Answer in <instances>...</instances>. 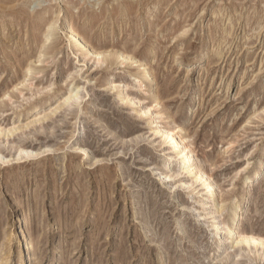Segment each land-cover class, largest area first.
Segmentation results:
<instances>
[{
    "label": "rangeland",
    "instance_id": "rangeland-1",
    "mask_svg": "<svg viewBox=\"0 0 264 264\" xmlns=\"http://www.w3.org/2000/svg\"><path fill=\"white\" fill-rule=\"evenodd\" d=\"M139 62L217 186L200 216L125 102ZM223 204L264 242V0H0V264H264L214 244Z\"/></svg>",
    "mask_w": 264,
    "mask_h": 264
},
{
    "label": "bare ground",
    "instance_id": "bare-ground-1",
    "mask_svg": "<svg viewBox=\"0 0 264 264\" xmlns=\"http://www.w3.org/2000/svg\"><path fill=\"white\" fill-rule=\"evenodd\" d=\"M50 28H52V22L50 23V25L47 26L46 30L49 29L50 31ZM67 32H68L69 38H71L72 41L74 42V40L77 39V33L75 32L73 27L70 25V22L67 25ZM78 44L80 46L82 45L86 46L85 41L82 39H79ZM206 53H207V50H203L201 52L202 54L201 57L202 58L205 57ZM122 58L127 59V61L128 60L132 61V57L122 56ZM195 58H198V57H195ZM136 67L135 68L137 70H136L134 81H135V88H136L135 90H137L139 95L130 98L129 101L128 100L125 101L127 97L126 95L123 94V91L121 90L118 92L116 97H118V99L121 102L125 101L133 105L137 113L136 115H138L142 119L151 118L152 113L155 112V116L153 120L151 121V123L153 124L151 126L152 133L153 135L160 138L162 145H164L163 148L166 149L161 158V166H162L161 170L162 171L161 173H159L158 179L160 181L161 180L163 181V180L170 178L173 174L180 175L181 177L188 176L189 181L184 184H185V187L189 190V193H191L189 196L192 197V195L195 192L197 193V197H195V204L198 210H196L197 212H195V216L196 215L200 216V214H202L200 210H202V212L203 211L205 212L207 208H209L210 205H214L216 203V198L218 196L217 186L213 182L211 177L208 174H206V172L203 170V168L201 167L202 165L200 166L193 162L194 161V150L191 147V142L188 141V137H189L188 134L183 130V128L179 124L172 122V119H170L171 116L169 114L168 115L165 114V116L160 115L159 108H161L162 105H161V101L159 100L158 95H156L155 93L156 87L151 82L153 77L151 75L150 67L145 62H139L136 65ZM108 85H109L108 86L109 89H113L116 87V85L112 82H109ZM77 97L78 95L77 93H75V94H70L67 97V99L72 100V99H76ZM148 97L150 98V100H147ZM173 165L175 166L174 167L175 171L172 172ZM237 200H233L231 202L228 208V215H227L228 218H232L234 215L237 214V211L238 212L240 211L241 204ZM213 208H215V206ZM224 208H225V205L223 204L215 208V210L210 213V223L208 225V229L211 231V233H215V234H217L220 230H223L225 233V234L222 233L223 235L219 237L220 241L214 244L218 245L219 243H222L224 241L228 243L232 242L233 246L236 247V246L243 245V246H246V248L247 247L250 248L248 250H251V247L253 245L255 246L264 245V242L257 239L253 235H250L244 231H241L240 229L238 230V228L237 229L232 228V226L226 225V223L221 224L218 218L221 215ZM242 250H245V249H242Z\"/></svg>",
    "mask_w": 264,
    "mask_h": 264
}]
</instances>
